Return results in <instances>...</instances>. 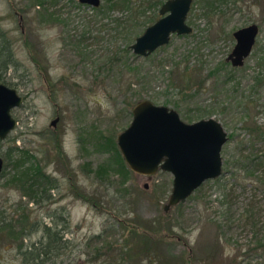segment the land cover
<instances>
[{
  "label": "rangeland",
  "instance_id": "rangeland-1",
  "mask_svg": "<svg viewBox=\"0 0 264 264\" xmlns=\"http://www.w3.org/2000/svg\"><path fill=\"white\" fill-rule=\"evenodd\" d=\"M209 2L193 0L186 19L192 34L172 36L144 59L122 51L151 23L128 39L110 23L125 16L118 10L98 22L87 6L59 0L52 6L58 22L38 25L34 10L26 21L20 12L28 0H0L15 62L5 83L24 98L11 112L17 128L0 142V264H19V242L7 239L2 219L20 214L45 225L52 215L70 220L65 238L81 244L59 264H109L103 246L89 240L104 233L109 246L121 244L125 228L133 227L161 239L157 256L166 264H264V0ZM158 8L155 17L145 11L139 22L160 18ZM252 24L259 28L253 51L242 68H231L225 60L236 43L232 34ZM114 52L121 61L107 70ZM148 100L174 110L186 124L214 118L228 137L221 176L168 212L172 176L132 173L117 148L132 108ZM107 138L114 148L103 145ZM19 159L22 171L39 162L54 181L40 203L8 185ZM24 227L16 225L13 233ZM40 235L22 243H36Z\"/></svg>",
  "mask_w": 264,
  "mask_h": 264
},
{
  "label": "water",
  "instance_id": "water-1",
  "mask_svg": "<svg viewBox=\"0 0 264 264\" xmlns=\"http://www.w3.org/2000/svg\"><path fill=\"white\" fill-rule=\"evenodd\" d=\"M77 3L90 9L101 7V0H77ZM192 3L193 0H166L158 11L160 18L131 44L133 56L146 59L166 47L172 36L192 34L191 27L186 24ZM258 33L259 28L252 24L233 34L236 44L229 61L234 68L243 67ZM22 103L23 97L15 89L0 84V142L17 128L11 112ZM132 109V122L118 135L117 148L132 173L152 177L163 171L172 176L165 212L185 202L206 181L221 176L220 154L228 137L218 121L211 118L186 124L174 110L157 107L149 100L139 102ZM2 168L3 160L0 159V175Z\"/></svg>",
  "mask_w": 264,
  "mask_h": 264
},
{
  "label": "trees",
  "instance_id": "trees-1",
  "mask_svg": "<svg viewBox=\"0 0 264 264\" xmlns=\"http://www.w3.org/2000/svg\"><path fill=\"white\" fill-rule=\"evenodd\" d=\"M28 1L29 4L24 7L25 10L20 11L19 8H17L18 6L15 8V13H17V15L19 11L25 14V17H23L25 21L28 17V13L34 10L33 18L37 21L38 25L48 23V20L53 21V23L58 22L60 13L54 12L52 6H56L59 0ZM165 1L166 0H105L104 6L101 5L98 9L91 8V11L96 21L99 20V17L111 18L110 15L114 10H118L122 15L125 14L123 19L112 18L110 23L115 25L114 31L121 29L122 33L128 35L127 37L129 39L135 36L136 27L145 26V24L148 23H151L150 26L155 24V21L159 18H148L142 23L139 22V19L141 16L145 15V11H152L155 17V11L158 7V9H160ZM209 3H213V0H210ZM70 5L76 8L83 7V5L77 3V0H70ZM212 6L213 5L210 4V8ZM11 46V41L6 38L4 30H2L0 19V84L6 86H8L7 83H5L8 71L15 67L14 53ZM130 46L131 45L128 44L125 45L122 53L124 56L135 58L136 56H133L130 51ZM164 48L165 47L161 49ZM120 61L121 56L118 52H114V55L108 61V67L105 68H107V70H112V67L119 64ZM137 75L138 74L135 76ZM188 119L190 120V118ZM102 141L104 146H110L111 148L115 147V142H113L112 139L107 138ZM24 155H26L29 160H34L27 152H25ZM8 158L11 159V154L8 155ZM21 159L13 163L15 174L11 178L12 180L8 182V185L14 184L19 190L23 191L24 195L34 200V202L36 198H38L37 202L40 203L45 198L44 195L46 190L53 185L54 181L44 172V168L40 166L39 162L34 164L33 169L29 167L22 171L23 164ZM123 167L125 168V163ZM49 197L50 196H48V198ZM19 207L20 206H18V208ZM50 219L52 220L51 225H45L38 220L33 222L30 217L27 215L23 216V214L15 218L6 216L2 219L3 222H6L5 229H8L6 232L7 239L11 241L10 243H14L15 241L19 242V247L17 249L19 264H59L63 262L64 258L72 256L75 253L74 249L78 250L81 242L79 243L74 239L65 238L67 234L72 232L70 230V220L67 219V217L63 219L58 217L57 219L55 215L50 216ZM22 223L26 224V227L19 232L13 233L15 226ZM138 230L139 229L135 227L129 230L125 228L124 231H126V235L123 237L124 239L121 244L116 243L114 246H109L107 239L104 237V233H101L100 235L92 236L89 240V245L94 242V245L103 246L101 248L105 250L103 256L109 264H132L145 260H148L149 264H166L164 260L157 256V250L158 246H160L161 239H154L145 233L140 235ZM37 231L41 232V235L36 243H28L27 245L22 243L27 240L29 241L30 236L33 235L34 232L37 233ZM101 253V250H99L98 254ZM76 259V261H79V258ZM80 264H85V262L82 261Z\"/></svg>",
  "mask_w": 264,
  "mask_h": 264
},
{
  "label": "flooded vegetation",
  "instance_id": "flooded-vegetation-1",
  "mask_svg": "<svg viewBox=\"0 0 264 264\" xmlns=\"http://www.w3.org/2000/svg\"><path fill=\"white\" fill-rule=\"evenodd\" d=\"M244 28H245V27H244ZM236 32H237V31H236ZM234 33H235V32H234ZM234 33H233V34H234ZM233 34H232V38H233ZM233 39H234V38H233ZM235 42H236V40H235ZM235 44H236V43H235ZM234 46H235V45H234ZM233 48H234V47H233ZM231 54H232V52H231ZM231 54H230V55H231ZM230 55H229V56H230ZM229 56L226 58L225 62H227L228 64H230L231 68H234V67L232 66L231 62L229 61ZM244 63H245V60H244ZM244 63H243V65H244ZM240 68H242V67H240ZM22 97H23V96H22ZM23 101H24V98H23ZM55 119H58V121L56 122V123H58V122H59V118L56 117ZM55 119H54V120H55ZM51 123H52V122H51ZM51 123H50V126H51L52 128L56 127V123H55V125H52Z\"/></svg>",
  "mask_w": 264,
  "mask_h": 264
}]
</instances>
